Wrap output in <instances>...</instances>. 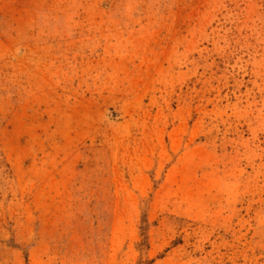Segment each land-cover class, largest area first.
I'll return each mask as SVG.
<instances>
[{
	"label": "rangeland",
	"instance_id": "374dc122",
	"mask_svg": "<svg viewBox=\"0 0 264 264\" xmlns=\"http://www.w3.org/2000/svg\"><path fill=\"white\" fill-rule=\"evenodd\" d=\"M0 264H264V0H0Z\"/></svg>",
	"mask_w": 264,
	"mask_h": 264
}]
</instances>
